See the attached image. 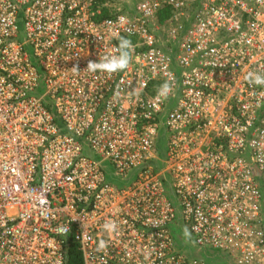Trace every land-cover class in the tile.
Instances as JSON below:
<instances>
[{"label": "built area", "instance_id": "built-area-1", "mask_svg": "<svg viewBox=\"0 0 264 264\" xmlns=\"http://www.w3.org/2000/svg\"><path fill=\"white\" fill-rule=\"evenodd\" d=\"M120 36L130 67L84 72ZM249 71L264 73V0H0V264H67L71 243L84 264H209L178 237L264 264Z\"/></svg>", "mask_w": 264, "mask_h": 264}, {"label": "clouds", "instance_id": "clouds-1", "mask_svg": "<svg viewBox=\"0 0 264 264\" xmlns=\"http://www.w3.org/2000/svg\"><path fill=\"white\" fill-rule=\"evenodd\" d=\"M134 55V45L132 41L124 36L118 37V44L114 47V52L99 55L98 61L89 60L87 67L84 72L89 73H104V74H115L118 72H123L127 70L133 60ZM71 72L79 74L80 70L78 66H74ZM245 80L254 86L264 87V73L257 71H249ZM173 84L169 81L162 83L157 89V98L158 99H167L170 95L173 94ZM136 89L130 93H135ZM119 95V92L116 93ZM103 230L112 235L118 232L119 226L114 220H106L102 225ZM184 234L189 236L190 233L187 227L184 228ZM108 248V241L101 239L97 244V251H105Z\"/></svg>", "mask_w": 264, "mask_h": 264}, {"label": "rangeland", "instance_id": "rangeland-1", "mask_svg": "<svg viewBox=\"0 0 264 264\" xmlns=\"http://www.w3.org/2000/svg\"><path fill=\"white\" fill-rule=\"evenodd\" d=\"M160 153L164 155L166 150V142L162 140L159 144ZM176 249L184 256L188 258H196V259H204L207 260L209 264H234L232 261H228L225 257V254L221 252H217L214 250H204L199 247H195L193 245H188L185 242H182L178 237L175 240Z\"/></svg>", "mask_w": 264, "mask_h": 264}, {"label": "trees", "instance_id": "trees-1", "mask_svg": "<svg viewBox=\"0 0 264 264\" xmlns=\"http://www.w3.org/2000/svg\"><path fill=\"white\" fill-rule=\"evenodd\" d=\"M172 15L171 11L164 9L160 12V23H164ZM118 186H123L124 183L118 182ZM67 264H84L82 253L77 244L71 243L68 247Z\"/></svg>", "mask_w": 264, "mask_h": 264}]
</instances>
